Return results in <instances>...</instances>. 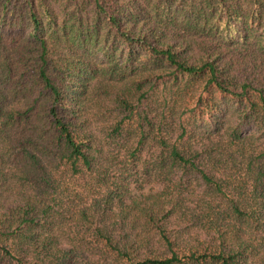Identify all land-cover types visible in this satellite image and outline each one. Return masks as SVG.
Returning <instances> with one entry per match:
<instances>
[{
	"label": "trees",
	"instance_id": "trees-1",
	"mask_svg": "<svg viewBox=\"0 0 264 264\" xmlns=\"http://www.w3.org/2000/svg\"><path fill=\"white\" fill-rule=\"evenodd\" d=\"M0 264H264V0H0Z\"/></svg>",
	"mask_w": 264,
	"mask_h": 264
}]
</instances>
